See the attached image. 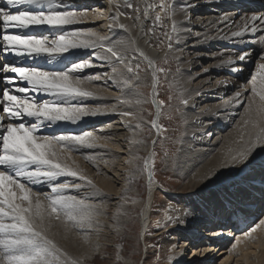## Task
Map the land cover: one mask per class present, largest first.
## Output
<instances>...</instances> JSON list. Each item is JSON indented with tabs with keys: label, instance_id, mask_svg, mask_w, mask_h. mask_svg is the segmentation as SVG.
Segmentation results:
<instances>
[{
	"label": "rangeland",
	"instance_id": "1",
	"mask_svg": "<svg viewBox=\"0 0 264 264\" xmlns=\"http://www.w3.org/2000/svg\"><path fill=\"white\" fill-rule=\"evenodd\" d=\"M209 1L211 0H203L204 3L203 6H206L205 3ZM218 1L221 2L222 0H218ZM122 2L124 1L122 0ZM128 2H131V0H128ZM60 3L64 4L66 8L68 7L69 9L67 10L69 11L73 10L76 12H82L86 10V7L82 5L81 0H60ZM90 8L91 10H95L96 7L91 6ZM263 11H264V7L260 9L259 14L260 12L262 13ZM225 12L228 13L227 15H229L230 13L229 10H226L223 13ZM249 12L250 11L246 13ZM223 13L220 12V14L219 13L204 14V11L197 14L192 12L191 14L188 13L189 18L187 21L185 20V23L182 25V29L184 30L182 31L186 32L183 35L184 39L182 38L181 40V36H179L178 33L176 32L173 33L172 30L168 33V35H171L172 37L170 41L167 38V36H164L166 41H165V47L162 49L163 52L161 51L163 55L161 54L162 56L156 60L157 68L163 69V71H157L158 95L156 100L158 99L157 101L159 102L163 101V103L161 104V111L159 115L160 133L153 147L154 155L152 157L151 171H153L154 173L153 180L160 182L172 193L171 196H169L167 195L165 190L156 189L154 197L152 198L153 201L150 210V218L147 219L148 225L144 229L145 231L143 230L142 227L143 216L139 202L142 203V201L146 199V195L148 191L147 182L143 176L144 171H140V170L132 171L133 179L129 182L128 180L129 171L133 169V164L127 163L128 160L132 158H136L134 159L133 163L138 164L140 165V168H143V164H144L143 158L146 157V153L140 147L141 144L145 145L150 141L151 135L153 133V126L151 124V119L155 114V111L153 110L154 109L153 96H152L153 88L150 84V81L148 80V77H146L145 74V70L147 69L148 65L144 64L145 67H142V63L145 62L141 60V58L138 55H134L133 57H131L132 59L130 57H125V61L123 64L120 63L119 61H118L119 64L115 63V65H117V68H119L117 74L121 77L118 85L114 83L111 84V80L108 77H106V73H104L103 69H101V66L95 67L94 68L95 70L94 69L89 70L85 68L81 70L80 73L77 74L79 75L81 81L82 80L84 81L85 77H97V76L100 77L99 80H93L90 83L84 81L83 83H81L84 86L80 85L81 88L91 91L95 95L90 97H75L74 99H72V104H76L77 106L84 107L88 110H93L97 107L96 109L99 110V113L97 115L95 116L89 115L88 117L84 116V118L82 117V120L104 118L102 119V121H104L102 122V124L100 123L97 126H92L84 130L75 129L71 131H63L60 128L58 129L53 128L49 130V128L54 127L55 125L61 126L62 124H58L61 123V121H58L55 125H50L46 122L45 125L41 127L36 133V135L43 137V136H51V135H55V136L82 135L83 133L87 132V133H92L95 137L98 138L97 140L94 141L96 146L93 148L82 147L80 148L81 150L80 149L73 150L71 152L70 151L62 152V150L61 151L59 150L60 163L76 171L78 175L76 177H72L69 175L57 177L52 182L53 185H57V186L67 184L68 187L62 193L63 195L73 196L76 198L78 197L77 199H82L87 204L96 205L97 211L100 212L99 215L95 217V219L99 221V225H96V227L94 225L93 228L94 230L87 229L86 228L87 226H84L85 228H83L82 230L74 227H71L70 230L73 234H76V236H80V237L85 232L87 233L88 237H90L89 235H91V237H94L93 234H95L96 232L99 233L98 239L100 238L102 239L101 240L102 243H100L102 248L101 250L94 253L91 259V264H181V263H185L186 260H188L193 256L194 254L192 249L193 246L197 247V245L199 244H200L199 246H201L203 239H201L200 235H204L205 234L204 232H206V230L208 231V227L206 226L207 229L205 228L206 229L205 230L204 228L202 229L199 227L203 225H198V226L195 225L196 227H194L192 231H196V232H193L195 233L193 235L187 233V230L189 228L188 224L191 223L190 221L194 218V216L197 215L198 212L197 204L202 200L200 199H199L200 201L195 200L192 195V200L188 202L185 200L186 198H182V195L184 194L179 193L178 196L176 197H178L182 201H178L173 195L178 190H182L183 191L182 193H185L186 191L189 192L190 188H192L193 183L195 182L189 177H191L192 174H195L196 170L197 171L199 170L200 167L199 165H202L199 163L194 166H191L190 169H188V167H186L184 163L186 162V160L190 158V156H187L185 150L190 148L191 153H193L199 149L197 151L198 155H200L199 153H203V152H205V154L210 153L209 155H211L213 151H216L215 149H217V147L220 146V141L217 140V138L219 137V139H221V136L223 134L231 131L235 123L242 117V114L245 113V106L247 105L246 102L247 100H249V97L252 95L249 81L252 79L253 74L258 71L257 66L261 63H264V59H261V56H258L257 58L254 59V63H250V65L247 67V72L246 71L243 72L244 74L242 76L243 67L241 70L239 67H237L236 69L233 68L234 65L235 66L237 65L234 62L238 60L239 57V55H237L238 54L237 52H236L237 54L235 55L233 53V51H235L240 47V46L239 47L235 46L237 42L236 39H235L236 42H233L234 40L229 39L228 41L230 42V44L222 42L219 45V48L216 49L209 47L210 45L208 44V48L206 49V51L200 50L201 52H198L200 53V56L204 55L207 58L202 59L197 65L192 64V66L189 68V71L191 72L190 74L193 75L195 74L192 81H188L189 86L194 87L195 85L199 84L203 87V93H201V96L195 98L194 100H193L194 96L192 98H190L189 96L188 98L185 97V95L181 92V90L178 87L179 84L178 77L182 76L181 72L183 70L184 65L188 62V60H191L196 55V53L193 52L192 45L196 44L197 41L199 40L204 41L205 39V37H199L198 30L199 33L207 31L208 26L207 27L205 26V21H204L205 19L204 17H206L207 14L209 16L216 15L217 17H219V16H223ZM194 14L195 16H193ZM258 16H263V14ZM193 17H196V20H194ZM239 18H241V16H239ZM196 22L198 23L200 22V24L202 23L203 25L201 27L203 29L197 27ZM103 23L104 22H98L97 24H94L89 28H91L90 30H93L96 33H98L100 36L106 35L105 37L109 39L114 37L117 31H124L123 29L117 26L112 27L113 29L109 28L108 32L102 31L104 29L100 30V28H103ZM242 24H240L241 28L243 27ZM80 25H82V23ZM257 25H255V27H257ZM72 26H71L72 28L69 27L68 29L63 31L88 32L87 31L88 28L84 30L86 28L85 26H77L76 24ZM114 31L116 32L114 33ZM218 33H219V29L215 28L214 26V31H211L208 34H204L202 36L210 37ZM57 34L60 35L62 33L60 32L57 33L56 30L52 31L49 29V33H45L42 36H47L49 37V40H52L54 36ZM261 34H262V30L260 31L257 28V31L253 33V36L248 38L253 40H258ZM246 37L247 36L244 35V37H242V40L244 41V38ZM78 39L88 40V39H95V37L81 36ZM169 43H171L172 45L171 49L168 48ZM100 45H101L100 41H97V46L95 47L97 48V51H99V48L104 47L103 44H102L103 46ZM226 46H230V47H226ZM90 49L93 50L94 48H90ZM2 52L3 50L1 49L0 55L2 54ZM228 52L232 53L231 57L234 59L233 63L226 65L222 64L224 68H222L221 66L212 68L215 60L218 59L214 57L215 53H219L222 56ZM90 56H92V54ZM58 60L59 58L55 59L54 63H57ZM83 61H87V60L81 59L79 61H75L72 63H81ZM239 62L241 61L238 60L237 63ZM72 63H68L66 67L63 68V70L66 69L67 67H71ZM4 64H8V63H4V62L0 63V72H2V76H0L1 88L3 89L4 86L9 87L10 89L18 87L19 85L15 84V82L14 84H9V85L4 84V82L6 83V81L4 80V76L7 75L6 73L3 74ZM126 64H130V67L132 69L131 72H129L125 67ZM9 65H13V64H9ZM137 65H139V68H137ZM213 69L217 71L216 76L213 72ZM233 69L234 71L236 70L239 71V73H237V75H239V78H237L236 80L238 81L239 79L240 82L238 81V83H236L233 87L231 86V89L229 90L226 84L229 81V77L231 79L233 75L226 73H219V71L221 70L228 71L230 73V70ZM46 71H62V70L55 69V70H46ZM124 76L125 79L123 78ZM126 78H128L127 80L129 81V83L125 85L123 82L126 80ZM206 82L207 84H204ZM121 86L124 87L125 89L128 87L125 92L131 90L129 91L130 95L131 96L134 95L136 98L141 99L142 101L141 104L138 105L137 107L133 105L134 107L132 109H126L125 106L128 107V104L125 105V101H123L124 100L123 95H125L124 94L125 89L122 88ZM13 92L15 93V90ZM236 93H241L240 95L241 97L239 96L238 98L240 103L236 107L237 109L233 111L234 116L231 119L230 117H228L227 121L229 122L230 119L229 122L230 124L227 128L222 127V129L218 131L216 127L220 128L221 125L219 126L218 124L213 123V120H209L207 119V117L203 118L202 113L209 112L218 105L233 101L230 99V96L235 95ZM211 94H214L213 97L210 96ZM16 95H20V94H16ZM0 98H2V95ZM188 99L193 101L191 108H189L190 110L187 109L185 106L186 104L182 102L183 100H188ZM256 99L259 98L256 97ZM47 100H49V98ZM43 101L44 99L38 100L37 102L42 103ZM116 103L120 104V106L118 104L116 105ZM107 107L109 108V110L110 107L117 108L116 109L117 111L113 109L114 112H109ZM222 109H224V107H222ZM191 110H193V112H197L200 114L199 118L193 119L194 124L203 125V126L209 124V128L211 131L208 132L200 131L198 134L194 135L193 132L188 130L189 128L187 127V122L188 123L190 122L189 120L191 119L190 118ZM125 112L130 113L131 115H126V116L123 115V113ZM103 113L104 114L107 113V114L104 115ZM227 114H228V110H225V113L218 112L215 115L224 116ZM118 115L121 117L128 116V119L137 120L138 121L137 124H140V127L137 128L136 125H134V127L132 125L131 127H129L130 130L128 131L116 132L115 129L109 127V123L110 125L112 123H119V122L121 123L122 118L118 121L119 117H116ZM108 120H110V122H108ZM21 122H26L25 117L24 120ZM80 122L81 120L75 123L78 124ZM7 123H9V120L6 121L4 124ZM66 123L68 122L66 121ZM132 130H136L137 136L129 137L128 135L125 134V132L130 133ZM0 135H2V132L0 133ZM187 140H191L193 143L190 144L189 146H186L185 148L184 145L186 144ZM200 150L203 152H201ZM181 154H182V161L179 162L178 165L177 163L178 161L176 157ZM86 158H91V159H86ZM32 167L34 166H30V169ZM189 172L190 175L188 176L187 174ZM80 177H84L85 179H81ZM101 177L105 178L113 186H115L117 188V193L104 190L102 187L100 188V186L97 184V181ZM88 181H91V183L95 185L96 189H99L100 194L94 192V189L88 185L87 183ZM197 181L199 182L201 180L198 179ZM74 185H81V187L77 189L74 187ZM25 186L31 187V193L32 192L39 193L38 197L36 198H41L43 201L48 202L45 199V195L51 194L52 191V189H50V187L48 186V183H43L39 185H27L26 183ZM41 188L45 189L44 192ZM124 188L128 189L126 193L122 192ZM17 194L19 193L17 192ZM122 195H123V199H121ZM133 201H135V203H133ZM115 202L116 205H113V203ZM123 202L125 203L123 204ZM16 203H22L24 206H27L25 201L22 202L19 199L16 200ZM262 215L260 217H264V214ZM104 221H106V223ZM181 221H183V223H181ZM103 222L105 224H103ZM157 222H159V226ZM170 223H172L171 226L169 225ZM109 224L114 225L115 228H113L114 226H111ZM190 237L200 238L201 240H199V242L195 244L188 245L189 243L188 238ZM262 238L264 240V235L262 236ZM53 242L57 245L59 249H61L60 245H58L56 241ZM213 243L211 242V245ZM117 245H119L120 247L118 248ZM173 245H175V247H173ZM230 246L231 244L230 245L228 244L226 250H228ZM258 252H259L260 260L264 261V247L263 249H259ZM117 253H119L120 259H117ZM228 253L229 252H225L220 259L218 258L215 260L214 258L211 261V263L215 260L213 264H221L222 260L229 256ZM64 254L65 252L62 251L61 249L60 257L62 260H65L68 257L77 260V258L74 255L65 256ZM201 254L198 250V252L194 255L200 256ZM170 255H172L173 257L171 261L169 260ZM237 258L238 256H235V254L231 255L230 264H235ZM86 261L89 262L88 260H83V262ZM199 261L200 260L197 259V262L194 263L197 264Z\"/></svg>",
	"mask_w": 264,
	"mask_h": 264
},
{
	"label": "bare ground",
	"instance_id": "2",
	"mask_svg": "<svg viewBox=\"0 0 264 264\" xmlns=\"http://www.w3.org/2000/svg\"><path fill=\"white\" fill-rule=\"evenodd\" d=\"M82 1L83 0H81V2ZM106 1L107 0H93V2H94L93 5L86 7V10H84L87 12V15L84 16L83 18H81L78 23H76L77 26H85L86 28L84 30H86L88 28L87 31H89L91 29L89 27L93 26L94 24H97L98 22H104L103 28H100V30L104 29L102 31L108 32L110 21L107 22L108 18L106 16L107 15L109 16L111 14L114 15L117 5L119 6V10L121 12L125 13V15L120 16L118 18V20H119V23L127 25L128 30L125 31L123 29L124 31H117V32L114 31V33L116 32L114 37H112L110 39L108 38V40L106 42L100 41V44H103L104 47L99 48V51H97V48H94L93 50H91L90 49L91 47H89V48H76V49H71L68 53H64V54H62L60 56H56L54 58H49L47 56H43V57H28L26 55L25 56H16L15 53H13V52L5 53L3 51L2 54L0 55V62H3L6 60L7 63L13 64L15 61H17L15 64H13L16 67H28V66L29 67H41L43 70L46 71V70H55V69L59 70L60 68L63 69L62 67H65L64 61H69V59L71 57L74 58V61L86 59L87 61L90 62V67H88L86 69L93 70L95 67L101 66V69H103L104 73H106V77H108L111 80V84L114 83V84L118 85L119 80L121 79V77L117 74L119 68H117V65H115V63H118V61H116V59L114 57L111 59H102L101 57L111 56L110 53H107L105 51L108 46H110L111 44H113L116 41H124L125 45H119V46H117V48L115 50L121 51L123 49L124 50L123 54L125 57L131 58L134 55H138L141 58V60H143L145 62V63H142V67H145L144 64L148 65L147 69L145 70V74H146V77H148V80L150 81V84L153 88V72L158 69L156 66V60L159 59L163 55L162 49L165 47V41H166L164 36H166V34H168L172 30V21L167 18V16L165 15L164 12L160 11L159 5H160L161 0H131V3L133 4V8H127V7H125V3L122 2V0H116V3H114L112 5L113 6V8H112L113 12H111V13H108V8L106 10H104V7L102 6V4H106ZM194 1H197V2H194ZM235 1L236 0H223V3H222V2H219L218 0H211L207 3H205L206 6H203V4H204L203 0H173V4H174L175 9H176L175 17H174V19H176V21H177L176 33H178V35L181 36V40L183 38L184 33H186V32H183L184 30L182 29V25L185 23L184 13L181 12L179 9H181L185 6H188V13H190V14H191V12L197 14V13H201L202 11H204V14H206V13H210V14L219 13L220 14V12L223 13L226 10L230 11V13H229L230 19L228 21L220 20L221 16H219V17H217L216 15L209 16L208 14L206 17L203 16L205 18L204 19L205 26L206 27L208 26L207 31L199 33V30H198V34H199V37H205V39H204V41L199 40V41H197L196 44L192 45L193 46V52L196 53L195 57L192 59H195V60H192V59L188 60V62L184 65L183 70L181 72L182 76L178 77V80H179L178 87L181 90V92L185 95V97L188 98V96H189L190 98H192L194 96L193 97V100H194L195 98H198L199 96H201V93H203V87L201 85L198 84V85H195L194 87H191L188 84V81H192V79L195 76V74L194 75L190 74L191 72L189 71V68L192 66V64L197 65L202 59L207 58L204 55L200 56V53H198V52H201L200 50L206 51V49L208 48V44L210 45L209 47H212L215 49L219 48V45L222 42L230 44V42L228 41L229 39L234 40L233 42H236V40H237L235 46H238V47L243 45V44L244 45L249 44L250 38H248V37H251L253 35V32L249 31V32L245 33L244 35L247 37L244 38V41L242 40V37H244V35L239 36V37H233L231 35V33L234 31H239L241 28L240 24L243 23L242 25L244 26V18L250 17L253 14H256V15H262L263 14V16H264V11L262 13L260 12V14H259L260 8H247L244 11H240L239 7L241 6V3L243 1H246V0H241L237 5H234L233 8L228 9L227 6H231ZM250 1H254L255 6L264 4V0H250ZM152 3H154L156 5L155 9L148 8V5L152 4ZM0 5L4 6V0H0ZM137 5L139 6V9H140L141 19L139 21L135 20V18H134L135 17V11L134 10L137 7ZM91 6L96 7L95 12L93 10H91V8H90ZM145 8H148V15L147 16H145V13H144ZM67 9H69V8L67 7ZM247 10H249L250 12L246 13V12H248ZM71 11H73V10H71ZM100 12H102L103 15H97V13H100ZM157 12H160L161 20L154 23L155 15ZM195 14L193 16H195ZM224 14H228V13L225 12V13H223V15ZM239 16H241V18H239ZM129 17H132V18H129ZM193 18H194V20H196V17H193ZM81 23H82V25H80ZM196 23H197L196 24L197 27H199L200 29H203L201 27L203 25L202 23L201 24H200V22L199 23L196 22ZM112 24H114V22ZM255 25H257L256 29L258 28L260 31L262 30V34H261L260 38L264 37V22H262L261 20L252 21L249 24V27L251 28L252 26H255ZM71 26L72 25L64 26L63 30H66ZM214 26H215V28L219 29L218 34L212 35L210 37L202 36L204 34H208L211 31H214ZM236 28H238V29H236ZM39 29H42L43 32H48L49 29L52 31H55V29H53V28H49L46 25H41L38 27L37 26H30L28 29H24V30L10 29L9 32H11L13 34H16L17 32H21L22 34L38 35V34H40ZM149 29H151V31H149ZM104 34H106V33H104ZM2 35H3V31H2V29H0V50L1 49L3 50ZM206 37H208V38H206ZM225 37H227V39H225ZM260 38H258V40H253V42L251 43V47L248 49H245V47H243L244 46L243 45L241 48H244L245 50L242 51L239 47L237 50L233 51L234 55L238 53L237 55H239V56L244 54V53H250L251 52L248 59H246L245 61H241L239 63H236L237 65L236 66L234 65L235 67L233 66V68L239 67L240 70L243 67L242 76L244 74L243 72H245V71L247 72V67L250 65V63H254V59L257 58L258 56H261V48L264 46H262L259 43ZM132 41H135V43L133 44ZM149 41H150V43H149ZM179 42H180V40H179ZM205 44H206V46H205ZM211 44H212V46H211ZM223 47H225V46H223ZM226 47H230V46H226ZM137 48L142 50L152 61H154V66H149L148 60H145L143 56L141 57L139 52L136 51ZM250 50H252V51H250ZM91 54L93 57L90 56ZM231 56H232V53H230V52H228L222 56L219 53H215L214 57H216L218 59L215 60L212 68H216V67H220V66L222 68H224V66H222V61H227L229 59V57H231ZM57 58H59V59L62 58V61L60 60L57 63H54V60ZM222 59H224V60H222ZM49 60L51 62H49ZM232 60H234V59L232 58ZM223 64L226 65L227 63H223ZM261 64H264V63H261ZM228 66H230V65H228ZM114 68L116 69V73H113ZM213 72L216 76L217 71L213 69ZM219 73L230 74L228 71H222V70L219 71ZM237 73H239V71ZM237 73L233 72L232 73L233 77L231 79L229 77V81H228L229 84L228 83L226 84L229 90L231 89V86L233 87L239 81V79H238V81L236 80L237 79L236 78ZM8 76H16V74L8 73ZM127 76H128V74H127ZM157 76L158 75H157V71H156V81L157 82H156L155 88L152 90V96H153V99H155V100H156L157 95H158V92H157L158 77ZM123 78L125 79V76ZM242 78H244V77H242ZM127 79L128 78H126V80ZM15 84L19 85L18 87H28V85L26 84L25 81H22L19 79L15 80ZM204 84H207V82ZM80 85H82V84H80ZM82 86H84V85H82ZM130 87H131V85H130ZM122 88H124V87H122ZM127 88L126 89L124 88L125 89L124 90L125 95H123L124 96L123 101H125V105L128 104V107L125 106L126 109H132L134 106L137 107L138 105H140L142 101H141V99L136 98L134 95L131 96L129 93V91H131V90H129L128 92H125L127 90ZM11 89H13V91L15 90V88H11ZM13 91H12L13 94H20L16 91L14 93ZM226 94H227V92H226ZM26 95H28L30 97H34L36 102L40 99L47 100L49 98V100H50V99L54 98V97L48 95L47 93L34 92V91H29ZM213 95L214 94H211L210 96L213 97ZM234 97H235V95L230 96V99L233 101H231L229 103L218 105L217 107L210 110L209 112L202 113L203 118L207 117V119L213 120V123H216L219 126L221 125L220 128L216 127V129L218 131H220L222 129V127L227 128L230 124L229 123L230 119L234 116L233 111L237 109L236 107L240 103V102H237V100L234 99ZM87 99H89V98H87ZM138 101H139V103H138ZM248 101L249 100H247V102H246L247 104H248ZM257 101L259 102V99H257ZM70 103H72V99L70 100ZM117 104L118 103H116V105ZM192 104H193V101L188 99L187 104L185 106L187 109H189V108H191ZM118 105L120 106V104H118ZM157 105H158V107H157ZM157 105L153 104V106H154L153 110L155 111V114L153 115V117L151 119V121L153 119L157 120V127H153V133L151 135L150 141L145 145L141 144V147H140L142 150L145 151L146 157H149V154L153 153L154 144H155L157 137L160 133L159 115H160V111H161V104L159 101H157ZM110 106H112V105H110ZM222 107H224V109H222ZM111 108H112V111H111ZM218 108H219V110H218ZM113 109L116 110L117 108L110 107V110L108 108L109 112H114ZM121 109H123V108H121ZM225 110H228L227 115H224V116L215 115L218 112L225 113ZM157 113H159L158 117H157ZM2 114H4L3 113V106L0 105V115H2ZM105 114H107V113H105ZM113 114H115V113H113ZM187 114H188V111H187ZM199 116H200L199 113L193 112V110L190 111V118L191 119L189 120L190 121L189 123L187 122V127L189 128V129L188 128L187 129L190 130L191 132H193L194 135L198 134L200 131H207V132L211 131L209 128V124L204 125V126L194 124L193 119L199 118ZM107 117H106V119H107ZM116 117H119L118 121L122 118L121 123L120 122L119 123H112L113 122L112 120H111L112 124L110 125V123H109V127H112L113 129H115L116 132L128 131V130H130L129 127H131L132 125L134 127V125H137V123H138V121L135 119H128V116L127 117H124V116L121 117L118 115ZM228 117H230L229 122L227 121ZM102 119H104V118L88 119V120L87 119H83V120L81 119V122L78 124L72 123L69 121H67L68 123H66V121H61V123H58V124H62L61 126L55 125L54 127L49 128V130H51L53 128H57V129L60 128L63 131H71V130H75V129L76 130H80V129L84 130V129L92 127V126H97L100 123L102 124V122H104V121H102ZM23 120H24V118H23ZM25 120H26V122H25L26 124L35 122L34 119L29 118V117H25ZM6 121H8L7 118L2 123H5ZM11 122L18 123V122H21V120H14ZM108 122H110V120H108ZM113 124H115V125H113ZM247 127H249V126L243 125L242 117H241L235 123V125L233 126L231 131L223 134L221 136V139H219V137L217 136L218 137L217 140L220 141V146L217 147V149H215L216 151H213L211 153V155H209L210 153L205 154V152H203L201 150L200 151L203 153H199L200 155H198L197 151L199 149L198 150L196 149L197 151H195L193 153H191L190 148H188L187 150L184 149L187 156H190V158L187 157V158H189L188 160L185 159L186 162L184 163V165H186V167H188V169H190L191 166H194V165L199 164V163L202 165H199L200 166L199 170L198 171L196 170V173L192 174L191 177H189L193 181H195L193 183L192 188H190L189 192L186 191L185 193H182L183 192L182 190H178L173 195L175 196V198L178 201H182L181 199L176 197V196H178L179 193L184 194V195H182V198H186L185 200L188 202L192 200V195H193L195 200H198V201L202 200L201 202H198V204H197V208H198L197 209L198 210L197 215L194 216V218L190 221L191 223L188 224L189 228L187 230V233H189L190 235L195 234L193 232H196V231H192V229H194V227H196L195 225H197V226L203 225V226H199L202 229L203 228L205 229L207 226L208 231L206 230L207 229L206 228L205 229L206 232H204L205 233L204 235H200L202 233L197 234V235H200L201 239H202V236H204L203 242L201 243V246H199L200 245L199 244V245H197V247L193 246V248H192L194 254H196L198 252V250H199L200 254L201 253L202 254L200 256L193 254V256L191 258L186 260L185 263H181V264H195L197 262V259L200 260L197 264H210L214 258H215V260L218 258L220 259L225 252H229L228 253L229 256L226 257L225 259L222 258L223 260H222L221 264H230V256L234 255V254H235V256H238L235 264H243V263H246V264H254V263L264 264V261L260 260V256H259V252H258L259 249H263V247H264L263 246L264 240L262 238V236L264 235V225H259V221L261 219H264V217H260L262 214H264V211L261 210L260 214H258L256 217H254L255 216L254 211L259 206L257 204V202H259V200H255V198L260 194L262 195L260 177H264V173H262L260 171H255V172H252L250 175V170L253 168L254 163L258 160H264V148L258 147L254 151V155L252 157H250V160L248 162H245L247 166H245V164L232 165L228 161L229 155L242 146L243 141L241 140V135L243 134L245 139L248 138L247 130H246ZM125 134L128 135L129 137L137 136L136 130H132L130 133L125 132ZM192 143L193 142L191 140H187L186 144L184 145L185 148H186V146H189ZM54 150L57 154V156L54 157V159H58V162H60L59 152L61 150H62V152H64V151L68 152L69 151L67 148L61 147L59 145H57ZM193 150H195V149H193ZM182 154L178 155L176 157V159L178 161L177 162L178 165H179V162L182 161ZM207 155H208V157H207ZM84 157H85V155H84ZM152 157L153 156L149 157V170H152L151 169ZM181 169H183V168H181ZM185 173H187V172H185ZM187 175L189 176L190 172ZM143 176H144V178L147 182V186H148V173H147V171H144ZM197 178L200 179L201 181L198 182ZM210 180H212V181H210ZM249 181H254L255 187H250ZM97 184L100 186V188L102 187L104 190L117 193V188L115 186H113L105 178L101 177L97 181ZM41 189L44 192L45 189H43V188H41ZM50 189H51V187H50ZM156 189L165 190V192L169 196H171V193H172L165 186H163L160 182H158L156 180H152L151 191H149V186H148L146 199L143 200L142 203L139 202V204L141 206L142 216H143V223H142L143 224V226H142L143 230L148 225L147 219L150 218V210H151L152 201H153L152 198L154 197ZM16 191L18 192V190H16ZM79 192H80V190H79ZM186 194H188V195H186ZM38 195H39V193H35V192L30 193V197H31V200L33 203H35V200L37 199L36 197H38ZM262 197L264 199V195H262ZM39 199H40L42 206H43L41 211L42 212L44 211V226H45V230H46V235L50 239H52L53 241H56V243H58V245H60V248L62 249V251L65 252V254H67V256L68 255H71V256L74 255L77 258V260L81 261V264H86V263L91 264V259H92V256L94 255V253L101 250V248H102V246L100 245V243H102V241H101L102 239L101 238L98 239L99 233L96 232L95 234H93L94 237H91V235H89L90 237H88V241L85 242V240H84V234L85 233L83 235L81 234L82 235L81 237L76 236V234H73L70 231L71 226L66 221L65 217L63 215H60V218L57 219L56 218L57 214L53 213V214L49 215L51 210H50V208H48V202L43 201L41 198H39ZM25 203L27 205L28 202L25 201ZM124 203L125 202H123V204ZM181 203H183V202H181ZM113 205H116V202L113 203ZM174 207H176V206H174ZM237 210H240V211H237ZM234 212H235V214H233ZM233 216L235 218H237L236 220L239 221L240 224L231 223L230 220H231V218H233ZM104 222L106 223V221H104ZM104 222H103V224H105ZM37 223H39V220L37 221ZM215 223L217 226L216 229L213 228V227H216ZM219 223L221 225H219ZM112 224H109V225L114 226ZM169 225L171 226L172 223H170ZM257 225H259V227H257ZM95 227H96V225H95ZM113 228H115V226ZM169 228H172V227H169ZM117 229H118V227H117ZM197 229H198V227H197ZM96 234H97V236H96ZM210 234L211 235L213 234L212 239L205 238V236H209ZM196 239H200V238H191V237L188 238V242H189L188 245L189 244L192 245V243H197V241H195ZM211 242L212 243L214 242V243L211 245ZM228 244L229 245L231 244V246L229 247L228 250H226V248L228 247ZM95 245H99V248H95ZM196 256H197V259H196ZM81 258H83V259L81 260ZM185 259H187V258H185ZM83 260H88L89 262H87V261L83 262ZM214 261L211 264H213Z\"/></svg>",
	"mask_w": 264,
	"mask_h": 264
},
{
	"label": "snow or ice",
	"instance_id": "3",
	"mask_svg": "<svg viewBox=\"0 0 264 264\" xmlns=\"http://www.w3.org/2000/svg\"><path fill=\"white\" fill-rule=\"evenodd\" d=\"M108 2L110 5L109 12L111 13L113 11L111 6L116 3V0H108ZM125 7L133 8V4L126 0ZM155 7L154 3L148 5V8L155 9ZM148 8L144 9L145 16L148 15ZM159 8L172 21V32L175 33L177 21L174 19L176 9L173 0H161ZM179 10L184 13V19L187 20L189 18L188 6ZM93 11L95 12V10ZM134 11V18L139 21L141 17L138 5ZM86 15V11L67 10L66 6L60 3V0H4V6H0L3 51L5 53L13 52L16 56H47L54 58L68 53L71 49L95 48L97 41L106 42L108 38L99 36L93 30L88 32L63 31L64 26L76 24ZM97 15H103V13L100 12ZM122 15H125V13L121 12L117 5L115 14L109 15V19L114 22V24H109V28L117 26L127 31L128 26L119 23L118 20ZM229 19L230 17L227 14L220 17L222 21H228ZM160 20V12H157L154 23ZM256 20L264 22V16L253 14L244 18V26L239 31L232 32L231 35L239 37L249 31L255 33L257 31L256 27L252 26L249 28V24ZM41 25H46L62 34L55 35L52 40H49L47 36L22 34L21 32L13 34L9 32L10 29L24 30L30 26L38 27ZM81 36L95 37V39H78ZM166 36L169 41L172 39L171 35L166 34ZM132 43L134 44L135 41H132ZM259 43L264 46V37L260 38ZM119 45H125V42H114L105 50L111 56L101 58L111 59L114 57L123 64L125 61L124 50H115ZM100 46L103 45L101 44ZM171 47L172 45L169 43L168 48L171 49ZM136 51L145 60H148L149 66H154V61L142 50L137 48ZM249 56L250 53L242 54L238 57V60L245 61ZM261 59H264V47L261 48ZM49 62L51 61L49 60ZM223 63L231 64L233 60L229 57L227 61H222ZM88 67H90L89 61L72 63L71 67H67L62 71H45L41 67L3 65L4 73L16 74V76L5 75L6 84H13L16 79H19L25 81L28 87H16L15 91L21 94L16 95L12 94V89L4 86L2 98H0V105L3 106L4 113L0 115V132H2V135H0V264H81L80 260H74L71 257L65 260L61 259V249L46 235L44 213L41 211L42 203L39 198L35 200V203L32 202L30 197L31 187H26V183L28 185L48 183V186L51 187V194L45 195V199L48 201V208L51 210L49 215L55 213L57 214V219L60 218V215H63L71 227L81 230L85 225L87 229H93L94 225H99V221L95 219L99 215L96 205L87 204L84 200L76 197L63 195L62 193L68 187L67 184L57 186L51 183L57 177L65 175L76 177L78 175L76 171L58 162V159H54L57 156L54 150L57 145L65 147L69 151L79 150L82 147L93 148L96 146L94 141L98 138L87 132L82 135H51L43 137L36 135L46 122L50 125H55L58 121L75 123L84 116H95L98 114V109L88 110L70 103V100L75 97L95 95L93 92L80 87V84L84 81L90 83L93 80L100 79L98 76L85 77L84 81H81L77 74ZM125 67L129 72L132 71L130 64H126ZM257 67L258 71L253 74L252 79L249 81L252 95L245 106V113L242 114L243 125L249 126L246 129L248 138L245 139L242 134V146L229 155L228 161L232 165L245 164L247 166L245 162L250 160V157L254 155V151L258 147L264 148V64H259ZM137 68H139V65H137ZM156 71H163V69H157ZM156 71L153 72V89L157 82ZM113 73H116L115 68ZM124 83L128 84L129 81L125 80ZM29 91L47 93L54 98L38 103L34 97L26 95ZM240 95L241 93L235 94L234 99L237 102H239L238 98ZM256 97H259V102ZM182 102L187 104V100ZM162 103L163 101H160V104ZM153 104L157 105L155 99H153ZM123 115L131 114L125 112ZM158 115L159 113H157V117ZM24 117L32 118L35 122L28 124L25 122H9L6 125L2 123L6 118L9 121H23ZM151 124L153 127H157V120L153 119ZM136 127L139 128L140 124H137ZM153 155L154 153H150L149 157ZM149 157L143 158V168L133 163L136 158L128 160L127 163L133 164V169L129 171V182L133 179V170L147 171L148 186L149 191H151L154 173L149 170ZM30 166L34 167L30 169ZM255 171L264 173V160H258L254 163L253 168L250 170V175ZM80 178L85 179L84 177ZM260 179L262 195H264V177H260ZM87 183L94 189L95 193H99V189H96L91 181ZM249 185L250 187H255L254 181H249ZM74 187L79 189L81 185H74ZM16 190H18L19 194H17ZM127 191V188L122 190L123 193ZM17 199L22 202L27 201V206H23L22 203H16ZM121 199H123V195ZM38 220L39 223H37ZM157 224L159 226V222ZM259 225H264V219L259 221ZM84 240L85 242L88 241L86 232ZM117 247L119 248L120 246L117 245ZM95 248H99V245H95ZM64 255L66 256L67 254ZM117 259H120L119 253H117ZM172 259L173 257L170 255L169 260L171 261Z\"/></svg>",
	"mask_w": 264,
	"mask_h": 264
}]
</instances>
